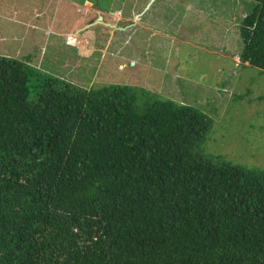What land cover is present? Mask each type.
<instances>
[{
	"label": "trees",
	"instance_id": "obj_1",
	"mask_svg": "<svg viewBox=\"0 0 264 264\" xmlns=\"http://www.w3.org/2000/svg\"><path fill=\"white\" fill-rule=\"evenodd\" d=\"M255 1L239 57L264 70ZM210 126L0 56V264H264V169L197 151Z\"/></svg>",
	"mask_w": 264,
	"mask_h": 264
},
{
	"label": "rangeland",
	"instance_id": "obj_2",
	"mask_svg": "<svg viewBox=\"0 0 264 264\" xmlns=\"http://www.w3.org/2000/svg\"><path fill=\"white\" fill-rule=\"evenodd\" d=\"M91 1L128 18L107 13L103 20L87 19L83 26L97 22L89 28L96 34L90 54L69 46L66 35H48L46 43L31 46L33 35L27 33L24 45L11 35V27L3 26L0 56L23 61L41 75L83 90L127 86L137 110L155 99L194 106L211 118L197 151L264 169V70L234 61L243 44L242 19L257 1L148 0L143 7L145 0ZM0 4L4 8L3 0ZM55 13L61 26L67 14L69 22L79 17L68 0H59ZM137 21L156 27L144 30Z\"/></svg>",
	"mask_w": 264,
	"mask_h": 264
},
{
	"label": "crops",
	"instance_id": "obj_3",
	"mask_svg": "<svg viewBox=\"0 0 264 264\" xmlns=\"http://www.w3.org/2000/svg\"><path fill=\"white\" fill-rule=\"evenodd\" d=\"M68 1L72 9L78 13L79 17L69 22L68 17L70 16L67 14V21L61 26L59 16L55 13V8L59 0H26L22 5L17 4L14 0H3L4 8H2L0 4V28L3 26L11 27L13 30L11 35L17 37L24 45L26 34L31 33L33 36L28 42L31 46L33 42L40 44L44 41V43H46L48 35H53L54 37L66 35L76 40V43L72 42L69 44L66 42L69 46L81 49L80 51L82 54H90L95 47L96 34L89 28L96 25L94 24L87 27V25L93 21L91 20L83 26L87 19L89 20L101 16L100 18L103 20V16L107 15V13L116 19L128 18L127 16L125 18L121 17L117 10L109 12L108 9H102L99 4L95 5L91 0ZM147 1L148 0L142 2V7L148 3ZM120 2L123 3L124 0ZM133 11L134 10H132V12ZM136 23L138 27L144 28V30H151V28L156 27L154 25L148 27L140 21ZM7 35L10 34L8 33ZM29 44L27 47L28 49ZM234 61L235 63L241 62L249 64L248 62H242L239 54L234 56Z\"/></svg>",
	"mask_w": 264,
	"mask_h": 264
},
{
	"label": "water",
	"instance_id": "obj_4",
	"mask_svg": "<svg viewBox=\"0 0 264 264\" xmlns=\"http://www.w3.org/2000/svg\"><path fill=\"white\" fill-rule=\"evenodd\" d=\"M95 23H97V22H96V21H91V22L87 25V27L92 26V25H94Z\"/></svg>",
	"mask_w": 264,
	"mask_h": 264
},
{
	"label": "clouds",
	"instance_id": "obj_5",
	"mask_svg": "<svg viewBox=\"0 0 264 264\" xmlns=\"http://www.w3.org/2000/svg\"><path fill=\"white\" fill-rule=\"evenodd\" d=\"M67 39H69V37L67 38ZM71 40H75V39H73V38H70ZM76 41V40H75ZM66 42H67V40H66ZM73 41H71L70 43H72ZM67 43H69V42H67ZM69 43V44H70ZM74 43V42H73Z\"/></svg>",
	"mask_w": 264,
	"mask_h": 264
},
{
	"label": "built area",
	"instance_id": "obj_6",
	"mask_svg": "<svg viewBox=\"0 0 264 264\" xmlns=\"http://www.w3.org/2000/svg\"><path fill=\"white\" fill-rule=\"evenodd\" d=\"M67 42H69V43H70V42H71V39H67Z\"/></svg>",
	"mask_w": 264,
	"mask_h": 264
}]
</instances>
